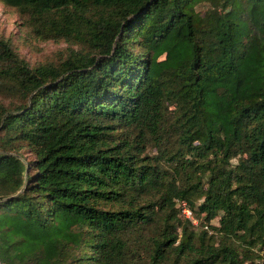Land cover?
Masks as SVG:
<instances>
[{
  "label": "trees",
  "instance_id": "1",
  "mask_svg": "<svg viewBox=\"0 0 264 264\" xmlns=\"http://www.w3.org/2000/svg\"><path fill=\"white\" fill-rule=\"evenodd\" d=\"M0 3V264H264V0Z\"/></svg>",
  "mask_w": 264,
  "mask_h": 264
},
{
  "label": "rangeland",
  "instance_id": "2",
  "mask_svg": "<svg viewBox=\"0 0 264 264\" xmlns=\"http://www.w3.org/2000/svg\"><path fill=\"white\" fill-rule=\"evenodd\" d=\"M20 25L21 21L18 14L0 3V35L13 40L14 47L32 64L46 59L49 55H54L57 51L65 48L64 45L52 42H36L25 34ZM191 217L190 215L189 218Z\"/></svg>",
  "mask_w": 264,
  "mask_h": 264
},
{
  "label": "built area",
  "instance_id": "3",
  "mask_svg": "<svg viewBox=\"0 0 264 264\" xmlns=\"http://www.w3.org/2000/svg\"><path fill=\"white\" fill-rule=\"evenodd\" d=\"M183 212H184V214H185L187 217H189L190 215H192L191 212H190L189 210H187V209H185Z\"/></svg>",
  "mask_w": 264,
  "mask_h": 264
}]
</instances>
